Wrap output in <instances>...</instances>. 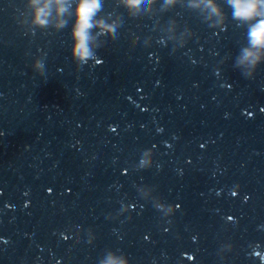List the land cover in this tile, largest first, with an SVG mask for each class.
<instances>
[{"label": "clouds", "instance_id": "1", "mask_svg": "<svg viewBox=\"0 0 264 264\" xmlns=\"http://www.w3.org/2000/svg\"><path fill=\"white\" fill-rule=\"evenodd\" d=\"M232 8V18L248 25L249 47L242 50L238 57L237 66L246 69L244 73L251 76L262 61H264V0H228ZM156 0H121V4L128 10L129 15L136 16L141 12L142 6L149 10L155 5ZM177 3V0H165V7ZM70 0H28V7L32 10V24L36 27L47 26L52 12L55 13V27L65 28L68 22L64 19L69 12ZM192 7L202 8L210 13V16L218 18L222 22L224 13L216 0H193ZM102 10V0H75L71 8L73 19L71 27L70 54L78 65H84L94 57V48L99 35H108L115 38L116 29L120 26L118 20L97 18ZM98 29L97 35L92 30ZM33 70L45 74L43 60H35ZM150 155V150L146 153ZM150 160L142 159L141 166H149ZM101 264H127V261L114 254H109Z\"/></svg>", "mask_w": 264, "mask_h": 264}]
</instances>
